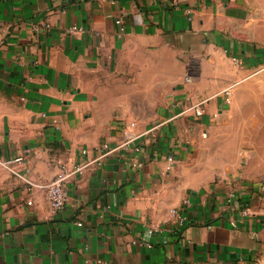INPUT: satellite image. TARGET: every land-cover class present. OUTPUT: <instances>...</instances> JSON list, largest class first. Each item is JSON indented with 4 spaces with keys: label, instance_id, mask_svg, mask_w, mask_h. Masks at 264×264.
I'll return each instance as SVG.
<instances>
[{
    "label": "crops",
    "instance_id": "1",
    "mask_svg": "<svg viewBox=\"0 0 264 264\" xmlns=\"http://www.w3.org/2000/svg\"><path fill=\"white\" fill-rule=\"evenodd\" d=\"M263 61L264 0H0L1 159L46 184L153 129L73 178L59 211L0 165V264H264V156L240 168L214 136Z\"/></svg>",
    "mask_w": 264,
    "mask_h": 264
},
{
    "label": "built area",
    "instance_id": "2",
    "mask_svg": "<svg viewBox=\"0 0 264 264\" xmlns=\"http://www.w3.org/2000/svg\"><path fill=\"white\" fill-rule=\"evenodd\" d=\"M121 19H117V23H121ZM51 24L49 22H42V23H33V29L36 31H39L40 29L45 28L49 29ZM67 33H84L85 29L81 26H71L67 30ZM264 72V61L263 63L256 69L254 74H258ZM189 80V78H188ZM207 99L201 100L198 103L192 104L189 107H187L183 113L186 112H192L195 117H201L205 113V106ZM131 126H135V123H131ZM120 126H124L122 123ZM153 130V129H152ZM152 130L146 131L144 133L140 134H129L127 135L126 139L122 141L120 144L111 146L109 144H103L100 147L97 148L98 154L95 158L92 160H87L86 162H79L74 164L71 168L67 167L66 165H62L59 173L56 175V177L46 184H35L28 178L24 176L23 173H21L19 170L14 168V164L16 162L19 163H25L24 157H17V158H9V159H1L0 158V165L6 167L9 169L13 175L18 177L19 179L27 182L30 184V189L34 187H39L41 189H45L48 199L52 205V207L59 211L66 207L69 200V182L75 178L76 176L82 175L85 170L91 166L93 163H100L102 159L105 157L112 155L114 153L119 152L120 150H128L133 149L134 151H139L140 147L135 144V142L142 136L149 134ZM84 153H87L86 150L83 151ZM175 157L171 154L168 156V169H172L173 165L175 163ZM26 171H29V168H27ZM239 199V196L236 193H231L228 201L229 203L237 202ZM31 203V201H29ZM190 203L189 198H185L183 201V205L186 206ZM172 216L174 218V224L176 227H180L185 225L186 216L181 213L180 209L174 208L171 210ZM243 214L248 215V209L243 208ZM79 225H82V223H79ZM160 229V228H159Z\"/></svg>",
    "mask_w": 264,
    "mask_h": 264
},
{
    "label": "rangeland",
    "instance_id": "3",
    "mask_svg": "<svg viewBox=\"0 0 264 264\" xmlns=\"http://www.w3.org/2000/svg\"><path fill=\"white\" fill-rule=\"evenodd\" d=\"M261 73L237 85L236 96L229 102L231 108L214 131V136L223 141L227 158L231 159L232 152L238 150L240 168L247 164L250 151L257 149L264 156V78L260 77L264 72Z\"/></svg>",
    "mask_w": 264,
    "mask_h": 264
}]
</instances>
